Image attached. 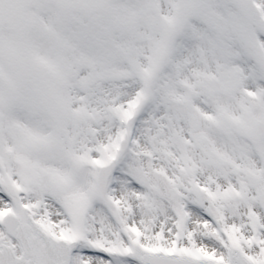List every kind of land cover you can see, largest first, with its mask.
I'll use <instances>...</instances> for the list:
<instances>
[{
    "label": "snow or ice",
    "instance_id": "1",
    "mask_svg": "<svg viewBox=\"0 0 264 264\" xmlns=\"http://www.w3.org/2000/svg\"><path fill=\"white\" fill-rule=\"evenodd\" d=\"M0 264H264V0H0Z\"/></svg>",
    "mask_w": 264,
    "mask_h": 264
}]
</instances>
